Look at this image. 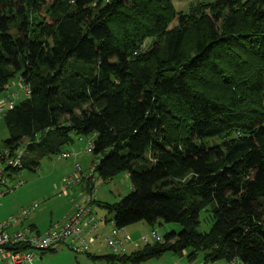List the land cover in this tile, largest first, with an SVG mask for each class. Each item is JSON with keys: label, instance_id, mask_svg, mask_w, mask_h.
<instances>
[{"label": "trees", "instance_id": "1", "mask_svg": "<svg viewBox=\"0 0 264 264\" xmlns=\"http://www.w3.org/2000/svg\"><path fill=\"white\" fill-rule=\"evenodd\" d=\"M181 1L0 0V93L15 79L27 93L0 100L12 103L0 163L25 149L13 179L91 136L94 174L132 184L93 201L105 222L180 227L94 261L264 264V0Z\"/></svg>", "mask_w": 264, "mask_h": 264}, {"label": "rangeland", "instance_id": "2", "mask_svg": "<svg viewBox=\"0 0 264 264\" xmlns=\"http://www.w3.org/2000/svg\"><path fill=\"white\" fill-rule=\"evenodd\" d=\"M196 0H182L176 7L177 10H184L190 3ZM14 84V85H12ZM10 91L15 94L14 101L16 104L23 102L27 97L20 88L18 79H15L10 85ZM9 137L7 126L3 119H0V155L4 152L3 142ZM92 137H74L73 144L66 148L67 153H71L72 157L64 159L61 156L44 159L37 171L24 169L9 179L8 186L11 188L17 183L22 185L11 190L6 196L1 199L0 207V222L8 220L10 217L20 216L23 209H29L34 205L38 208L33 212L28 219L23 220V229H26L32 224H36L40 230L53 222H59L65 216V212L83 206L84 203L92 198L93 201L99 203L115 204L123 197L132 192V184L126 172L119 173L110 181L103 182L94 174L96 180L95 190L91 194L85 191L84 184L72 186L68 192V196L63 195L61 182L62 179L69 177L68 173L75 171V165L78 164L81 168V177H86L87 172L96 160L93 154L86 152L89 141ZM96 162V161H95ZM72 172V173H73ZM68 174V175H67ZM73 175V174H72ZM71 175V176H72ZM93 211L99 220H109V214L103 208H100L97 203H92ZM206 213L200 215L201 232H208L212 226L210 221L206 220ZM36 217V218H35ZM105 233H97L100 239L96 244L90 245L88 253H77L70 247V241H67L62 246H58L54 251H36V258L32 264H101L99 261H93L88 254H93L96 250L109 254L111 251L105 244L107 231L113 228L111 222L106 224ZM102 229V228H100ZM180 227L176 224L156 223L153 227L138 223L124 229L125 233L122 237L129 236L131 243L125 244L126 255L132 254L137 249L142 248L145 244H152V231H156L161 236L167 232H178ZM143 239H147L144 242ZM100 246V248H98ZM187 254L178 255L166 253L160 258L149 260L142 264H204L203 256L200 255L196 261L189 262ZM208 264H230L226 261H218ZM232 264H240L238 261Z\"/></svg>", "mask_w": 264, "mask_h": 264}, {"label": "built area", "instance_id": "3", "mask_svg": "<svg viewBox=\"0 0 264 264\" xmlns=\"http://www.w3.org/2000/svg\"><path fill=\"white\" fill-rule=\"evenodd\" d=\"M11 108L12 103L8 101H0V118L6 112L5 107ZM87 153L92 154L93 142L89 141ZM26 154L24 148L19 149L12 157L7 156L0 163V205L1 199L6 196L11 190L19 188L22 183L19 182L13 187L8 186L10 173L22 168L23 158ZM64 159L72 157L71 153L64 152L60 155ZM97 166V161L92 164L86 179H91L93 183V191L95 190L96 180L94 179V171ZM81 168L78 164L75 165V172L72 176L62 179L61 187L62 194L67 195L72 186L79 185L83 181L81 177ZM93 200L89 198L83 206H76L73 213L67 217L63 223L53 225L46 233L36 234L31 229L16 230L15 227L20 225L23 220L36 211L37 205L29 209H23L20 216L10 217L8 220L0 222V264H32L36 258V251H48L62 246L67 241H70V247L77 253H88L90 245L94 242V237L100 232L102 225L106 224L105 219L99 220L93 211ZM124 229H118L113 225L109 230V235L105 239L107 248L111 254L116 256L126 255L125 244L131 243L129 236L125 238ZM151 238L153 242H163V236L156 231H152ZM147 242V239H143ZM237 262V261H235ZM233 262V263H235ZM113 264V263H102Z\"/></svg>", "mask_w": 264, "mask_h": 264}, {"label": "crops", "instance_id": "4", "mask_svg": "<svg viewBox=\"0 0 264 264\" xmlns=\"http://www.w3.org/2000/svg\"><path fill=\"white\" fill-rule=\"evenodd\" d=\"M23 92H24V94L27 96V93H26V91H24L23 90ZM12 94H13V92H11L10 90L8 91H5V92H3V93H0V100L1 99H3L4 97H9V98H11V96H12ZM3 107H5V106H3ZM5 108H7L6 109V112H7V110L8 109H10V107H8V106H6ZM5 112V113H6ZM3 118V117H2ZM2 118H0V119H2ZM8 129V128H7ZM5 151V150H4ZM3 153V152H2ZM42 163V162H41ZM73 172V170L71 171V172H69L67 175L70 177L72 174H74V172ZM83 178H84V176H83ZM88 180H90V179H86V180H84V181H82V183L81 184H84V188H85V191L86 192H88V190H89V186L87 185V181ZM92 182V181H91ZM76 186V185H75ZM66 196V195H65ZM68 196V195H67ZM2 206V205H1ZM0 206V207H1ZM73 213V211L72 210H69V211H67V212H65V216L63 217V219L62 220H60L59 222H56V224L57 223H63L66 219H67V217L69 216V215H71ZM36 218V217H35ZM106 224H108V223H106ZM106 224H104V225H102L101 226V228L102 229H100V232L101 233H105V231H106ZM22 225H23V223H21L20 225H18V226H16L15 227V229L16 230H20V229H22L23 227H22ZM53 225H55L53 222H50V224L48 225V226H46L45 228H43L42 230H40V228L36 225V224H32V225H30V226H28L27 228H29V229H31L34 233H36V234H44V233H46ZM99 232V233H100ZM109 235V230L107 231V234H106V237ZM100 239V236H96V237H94V242L91 244V246L92 245H94V244H96L97 243V241ZM98 248H100V246H98ZM137 250H139V249H137ZM136 250V251H137ZM105 252H102L101 250H96V251H94L93 252V254H91L92 256H96V257H100V256H105L106 254H104ZM185 253V252H184ZM110 254V253H109ZM186 254V253H185ZM92 259V258H91ZM94 261V260H93ZM101 264L102 263H104V262H101V261H99ZM230 264H232V263H230Z\"/></svg>", "mask_w": 264, "mask_h": 264}]
</instances>
